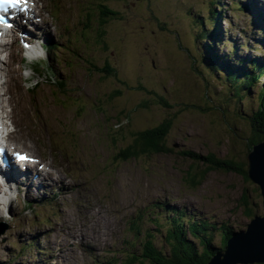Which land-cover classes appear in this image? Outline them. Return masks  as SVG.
Instances as JSON below:
<instances>
[{
    "label": "rangeland",
    "instance_id": "rangeland-1",
    "mask_svg": "<svg viewBox=\"0 0 264 264\" xmlns=\"http://www.w3.org/2000/svg\"><path fill=\"white\" fill-rule=\"evenodd\" d=\"M35 1L37 24L30 27L34 39L45 44L47 36L60 50L66 48L65 37L75 39L72 46L68 44L69 54L53 55L57 63L61 61L56 72L45 49L42 56L31 57L17 39L12 44L17 74L13 79L10 74L3 77L12 80L15 97L6 104L24 133L12 142L56 167L44 166L45 175L33 184L43 195L40 201H47L40 210H26L25 202H39L26 195L27 184L17 203L0 210L4 215L0 220L11 226L0 235V262L106 264L115 255L118 261L113 264H121L128 254L138 256L146 234L166 249L163 232L154 231L156 217L162 230L169 223L165 207L157 208L163 201L187 217L207 220L215 247H222L224 223L235 231L244 230L251 219L244 215L239 199L245 190L253 191L252 183L238 174L212 171L193 188L186 175L196 164L178 152L190 149L245 160L249 116L260 105L264 76L235 94L239 85L205 61L208 53L197 37L196 16L210 19L213 4L220 5L225 11L220 54L229 53L236 41L250 45L240 55L264 62V0ZM100 2L121 14L104 25L103 37L100 30L91 32L87 27H96ZM256 12L261 15L254 17ZM89 57L97 67L109 64L115 76L89 73L85 63ZM40 59L44 68L36 71L33 62ZM53 79L66 81L55 84ZM166 119L172 121L165 142L172 152L123 159L122 149L137 131ZM41 121L46 125L38 132ZM9 128L13 133L17 130L12 122ZM15 207L21 212L11 215ZM262 211L261 207L259 214ZM137 223L142 230L139 236V229H134ZM30 240L38 245L20 255ZM37 248L35 260L30 259ZM18 255L13 262L11 258Z\"/></svg>",
    "mask_w": 264,
    "mask_h": 264
},
{
    "label": "trees",
    "instance_id": "trees-1",
    "mask_svg": "<svg viewBox=\"0 0 264 264\" xmlns=\"http://www.w3.org/2000/svg\"><path fill=\"white\" fill-rule=\"evenodd\" d=\"M103 1L108 2V0ZM219 6L213 4L210 10V19L203 18V15L200 13L197 14L196 18L199 20L197 21L199 28L197 37L202 43L206 54L208 53V58L204 56L205 61L209 64L208 66L217 72H225L232 83L241 87L236 86L237 91H235V94L238 93V95H240L242 93V87L249 89L252 84L256 83L258 79L264 76V62H258L257 59L254 60L247 56L240 55L242 49L247 50L250 48L249 45L245 43L238 44L236 41L232 42V40L229 53L225 55L220 54L218 44L221 42V37L224 34L220 21L223 20L225 11ZM240 6L243 7V5ZM245 8L247 9V6ZM96 14H99V19L97 17L98 20H96L97 22H94L93 25L96 27L91 28L89 24H87V27L91 32L95 30L97 33V31L100 30L98 35L100 34L101 37L105 34V30L103 29L104 25L107 22L109 23L110 20L120 18L121 16L118 11L108 6V3L106 4L105 2H100L98 4ZM87 37H89V35L86 36V38ZM76 55L79 54L76 53ZM262 59L264 61V57ZM85 63L88 69H91L89 73L94 72V74L100 77L106 78L115 76L116 74V71L111 69L109 64L97 67L91 57H89V62L85 60ZM259 99L260 105L258 109L249 116L251 135L246 142L247 151L250 150L253 144L264 139V89L261 91ZM161 101L166 106H169L166 101L162 99ZM171 127L172 121L166 119L154 128L137 131L133 141L122 149L123 159L127 160L131 157L139 156L140 154L153 156L172 152V149L165 144L166 136ZM178 154L183 158L190 159L193 164H196V168L190 167L186 175V182L193 188L199 186L206 175L212 171L236 173L240 175L245 182L250 183L246 174V163L244 160L240 161L232 157L222 158L214 152L205 154L190 149L182 150L178 152ZM252 186L253 191L247 192L245 190L239 199L240 205L244 209V215L248 217V219H252L255 215L259 214L262 207V198L259 188L253 184ZM165 207L167 211L165 217L169 221L168 226L165 225L166 229L162 230L160 218L156 217L154 222L157 229H154V231L163 232L166 249L159 248L156 245L155 236L146 234V238L143 239L139 245L140 249H138V256L128 254L126 257L127 259L121 262V264H143L145 261L149 264H208L212 255H214L217 250L223 248L229 237L235 232L231 226L224 223L220 227L222 231V247H215L212 240L213 236L209 232L210 225L207 220H197V218L193 216L187 217L183 212H179L177 208H169L166 204ZM134 229H139L136 231L138 236L142 233L138 223L135 225ZM30 245H32V243ZM11 259L13 262L16 260L14 257ZM116 261H118V259L114 257L113 260L108 261L107 264H113ZM0 264L6 263L0 262ZM255 264H264V262Z\"/></svg>",
    "mask_w": 264,
    "mask_h": 264
},
{
    "label": "bare ground",
    "instance_id": "bare-ground-1",
    "mask_svg": "<svg viewBox=\"0 0 264 264\" xmlns=\"http://www.w3.org/2000/svg\"><path fill=\"white\" fill-rule=\"evenodd\" d=\"M29 14H31V12ZM32 17H33L32 14H31V16L30 15L29 16L24 15L22 18H20L15 23L14 30H12V31L10 30L12 33H16V36L18 38L23 39V42L26 44H28V41L25 40V38H29L31 34H30V30L27 29L28 27L24 26V23H25V19H29ZM38 25H39V23H38ZM2 45H3L2 48H0V54H2V56L0 57V64H1L0 67H3L4 73L1 72L0 79L2 78V76L6 75V74H7V76L10 74V77L13 79V76H15V74H17V70H16V68L13 67V64H12V58L11 57L13 56V51L11 48V41L9 39H7L6 41H4V43ZM31 47H32L31 50L28 47V50H29L28 53L30 54L29 56H31V57L42 56V54H43L42 49H41V47H39L38 41L36 43H34V45H32ZM4 53H7V55H4ZM8 53H10L11 56H9ZM14 89H15V87L12 84V80H9V79H6L4 82V85L0 88V118L4 119L3 125H5V127L8 128L9 130H10V128H9L10 122H12L13 124H15L17 126V130H15L14 133H12L13 135L11 134V130H10L9 138L11 141L21 139L22 135L24 134V133H22L23 130H22L21 124L19 127L15 123L16 118L14 115V111L9 110L8 108L10 107V105L6 104V102H8L9 104L13 103V100H14L13 97H15L14 96ZM12 108H13V105H12ZM43 121H44V119H43ZM43 121H41L40 123H37V131L38 132H40L41 129L44 127L42 125H46L45 122H43ZM33 127L36 128V126L34 124H33ZM39 137L42 138L43 135L39 134ZM19 150H20L19 146L16 145V147H14V151L18 152ZM26 156L28 157V159L26 161H24V163H27V161H34L36 159H39L40 164H37L33 170H30L29 168H22V167H19L16 165L12 166L10 168L12 171L11 172L12 183H13V181L15 183V185L13 184V188H14V191L15 190L17 191L16 187L23 188L24 184L20 186L19 183H23L24 181H26L27 182L28 195L30 194L31 196L39 197L41 195L40 188L36 187L33 184L37 180L42 179V176H44L45 174L41 172V169L39 170L38 166L39 165H43L46 167H56V166L54 164L48 163L45 159L40 158L36 153H28ZM37 168H38V170H37ZM32 175L34 176V179L32 178ZM9 179H11V178H9ZM10 189L13 190L11 187H10ZM0 193H1V191H0ZM5 194H7V191H5ZM2 206H3V201L0 199V210H2ZM9 206L10 205L6 206V208ZM3 210H4V208H3ZM2 215H3V211H0V217ZM63 217L65 219H67L69 217L68 214L66 213V210H64ZM43 248H44V246H43Z\"/></svg>",
    "mask_w": 264,
    "mask_h": 264
},
{
    "label": "water",
    "instance_id": "water-1",
    "mask_svg": "<svg viewBox=\"0 0 264 264\" xmlns=\"http://www.w3.org/2000/svg\"><path fill=\"white\" fill-rule=\"evenodd\" d=\"M244 161L248 179L259 188L263 211L250 220L246 229L232 233L226 245L215 252L208 264L264 262V139L251 146ZM4 231L5 228L1 229L0 234Z\"/></svg>",
    "mask_w": 264,
    "mask_h": 264
},
{
    "label": "snow or ice",
    "instance_id": "snow-or-ice-1",
    "mask_svg": "<svg viewBox=\"0 0 264 264\" xmlns=\"http://www.w3.org/2000/svg\"><path fill=\"white\" fill-rule=\"evenodd\" d=\"M10 9L18 10L20 12L27 11V0H0V12L7 13ZM0 24L6 27H12L4 15H0ZM2 151V149H0ZM17 158L21 161H26L27 156L17 153Z\"/></svg>",
    "mask_w": 264,
    "mask_h": 264
}]
</instances>
